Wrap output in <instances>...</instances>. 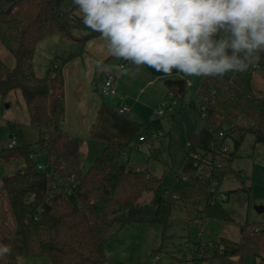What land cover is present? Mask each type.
<instances>
[{
	"label": "trees",
	"instance_id": "obj_1",
	"mask_svg": "<svg viewBox=\"0 0 264 264\" xmlns=\"http://www.w3.org/2000/svg\"><path fill=\"white\" fill-rule=\"evenodd\" d=\"M64 1L0 0V42L16 59L15 68L0 80V94L22 92L32 125L45 135L39 144L53 170L50 175L39 172L28 159L30 149H15L25 164L21 171L2 178L16 225L5 264H20L24 257H45L52 264H106L107 246L117 232L133 224H156L165 236L174 209L199 200L205 202L199 218L235 222L220 198L225 194L228 199L230 192L223 193L220 187L230 172L242 180L243 176L228 165L247 133L251 132L255 143L264 147V96L255 94L253 73H247L264 64V54L247 71L229 72L223 78L202 76L197 92L199 105L187 94L190 76L165 81L167 110L163 117L146 121V135L168 136L163 121L177 122L187 108L202 118L204 106L206 113L201 130L188 139L173 197H168L161 191V178L128 166L127 144H108L92 166L86 172L82 170L83 140L63 128V68L81 57L87 42L101 34L91 29L86 34L77 33L87 26L61 9ZM52 36L76 41L78 48L66 57L55 58L48 75L38 77L34 71L36 48ZM226 145H230L228 151H224ZM221 161L228 165H220ZM70 174L76 181L72 193L66 194L60 183ZM246 190L251 192L250 188ZM146 194L150 199L142 202ZM206 247H198L195 261L211 258L221 264H243L248 254L255 261H263L264 222L242 226L240 241L223 238Z\"/></svg>",
	"mask_w": 264,
	"mask_h": 264
},
{
	"label": "rangeland",
	"instance_id": "obj_2",
	"mask_svg": "<svg viewBox=\"0 0 264 264\" xmlns=\"http://www.w3.org/2000/svg\"><path fill=\"white\" fill-rule=\"evenodd\" d=\"M61 9L82 19L74 0H65ZM89 31L90 28L83 27L77 33L86 34ZM71 43L73 42L70 39L66 40L67 47ZM63 48L53 47L49 42L41 44L37 66L44 70L45 57L52 54L53 50ZM54 59L50 63V69ZM0 61V80H3L8 72L15 68L16 59L1 42ZM50 69H47L41 77H45ZM173 70L179 72V76L187 77L178 69L173 68ZM35 73L40 77L38 69ZM201 82L202 76H190L187 83L188 97H192L197 105L200 103L197 92ZM251 84L255 94L264 96L263 70L253 72ZM183 119V124L179 120L174 122L170 119L162 123L167 132L171 133L173 130L175 142L170 141L169 138L166 140V137L162 142L153 140L150 150L147 145H143L141 150L132 151L130 155V166L150 170L162 179L160 188L168 197H173V188L179 172L178 164L183 153H187L189 136L187 127L195 126L199 132L203 126L202 118L192 108H187ZM10 137L16 141V149L26 147L30 150H39L41 147L39 143L45 137L43 132L32 125L20 90L11 91L6 96L0 94V146L2 147L0 151V245L8 247L16 225L7 196L2 189V178L16 173L25 164L23 156L15 149H8ZM226 146L229 150L230 145ZM94 162L95 159L92 157L84 158L82 170L86 172ZM220 163L228 165L224 161ZM228 166L243 176L241 180L230 172L220 187L221 192H230L224 207L235 222L199 218L198 215H201L204 210V200L195 201L188 206L181 204L174 209L171 226L165 232V236L163 228L156 224H133L117 232L106 249L107 257L111 261L107 264H144V262L147 264H221L218 260L211 258L195 261L198 247L204 250L206 245L209 246L211 242L223 238L240 241L242 226L246 223L264 222V212H258V209H264V147L255 143V136L251 132L246 134L235 158ZM45 173H51L49 165ZM246 188H250L251 192H248ZM149 199L150 195L146 194L141 201L145 202ZM117 228L118 226L113 232H116ZM139 229H148V231L139 232ZM7 255H0V264H5ZM19 262L20 264H52L45 257H24ZM243 264H264V260L255 261L253 256L248 254Z\"/></svg>",
	"mask_w": 264,
	"mask_h": 264
},
{
	"label": "clouds",
	"instance_id": "obj_3",
	"mask_svg": "<svg viewBox=\"0 0 264 264\" xmlns=\"http://www.w3.org/2000/svg\"><path fill=\"white\" fill-rule=\"evenodd\" d=\"M114 57L171 74L223 78L264 54V0H74ZM10 253L0 245V255Z\"/></svg>",
	"mask_w": 264,
	"mask_h": 264
},
{
	"label": "crops",
	"instance_id": "obj_4",
	"mask_svg": "<svg viewBox=\"0 0 264 264\" xmlns=\"http://www.w3.org/2000/svg\"><path fill=\"white\" fill-rule=\"evenodd\" d=\"M66 40L61 36H52L38 44L34 57V71L38 69L40 77L46 73L47 69H50L53 58L66 57L78 48V43L73 40H71L73 43L67 47ZM45 42H49L56 48H64L53 50L52 54L45 57L43 70L37 66V58L39 48ZM121 63L125 64L123 70H119ZM98 71L100 76L97 78ZM106 72L117 74L118 95L114 98H103L99 92V86ZM63 75L65 100L63 128L66 133L82 138L83 159L92 157L96 161L108 144L122 143L129 145L126 159L130 166L132 151L141 150L143 145H147L150 150L153 140L162 142L165 138L153 139L146 135L145 123L154 116L166 97L168 90L165 81L175 79L174 77L180 78L179 72L172 69L171 74H166L144 64L137 66L132 61L114 57L108 50V41L100 36L87 42L85 53L81 57L71 60L64 66ZM120 103L128 108L124 114L119 112ZM186 111L187 109L179 120L182 124ZM196 133L198 130L195 126L187 127L188 139ZM141 136L147 138L145 142L139 140ZM167 138L175 142L173 130L166 136V140ZM186 155L187 153H183L178 170ZM147 171L153 174L150 170ZM147 231L148 229H139V232ZM109 262L111 263L108 259L107 263ZM144 264L147 263L144 262Z\"/></svg>",
	"mask_w": 264,
	"mask_h": 264
},
{
	"label": "built area",
	"instance_id": "obj_5",
	"mask_svg": "<svg viewBox=\"0 0 264 264\" xmlns=\"http://www.w3.org/2000/svg\"><path fill=\"white\" fill-rule=\"evenodd\" d=\"M124 67H125L124 63H121L119 65V70H123ZM260 70L264 71V64L262 66H257V67L251 68L250 70L247 71V73H253L255 71H260ZM116 81H117V74L115 72H106V74L104 75V78H103V80L99 86V92L103 98H114L118 95V87L116 85ZM173 105H175V103ZM167 107H168L167 102L163 101L161 106L154 113V117H158V118L163 117L165 115ZM171 110H172V108L170 109V111ZM127 111H128V108L125 106V104L120 103L119 112L121 114H124ZM202 118H206L204 106L202 107ZM162 136H163L162 133H158V134H154L152 136V138L155 139V138L162 137ZM146 139L147 138L145 136H141L139 140L141 142H145ZM16 146H17L16 141L14 139H11L8 143V149L14 150V149H16ZM1 150H2V147L0 146V151ZM224 151H228V147H225ZM28 159H29V161H31L35 164V166L39 172H45L47 165H49V167L51 168L50 174H52L53 170H52L50 160L46 156V153L42 147H40L39 150H35V149L30 150L29 154H28ZM220 165H221V163H220ZM19 171H21V169ZM0 173H1V170H0ZM75 181H76L75 175H73V174L67 175L60 183V185L62 186L61 189L63 190V192L66 194H71L73 191V188L75 186ZM220 198L223 201L227 200V196L225 194H222L220 196Z\"/></svg>",
	"mask_w": 264,
	"mask_h": 264
},
{
	"label": "water",
	"instance_id": "obj_6",
	"mask_svg": "<svg viewBox=\"0 0 264 264\" xmlns=\"http://www.w3.org/2000/svg\"><path fill=\"white\" fill-rule=\"evenodd\" d=\"M100 76V71L97 72V78ZM12 139V137H10ZM258 212H264V209H258Z\"/></svg>",
	"mask_w": 264,
	"mask_h": 264
}]
</instances>
